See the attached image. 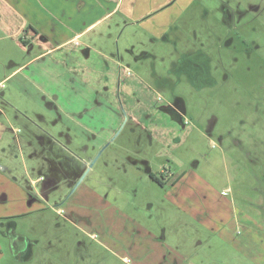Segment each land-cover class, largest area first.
<instances>
[{
	"label": "rangeland",
	"instance_id": "1",
	"mask_svg": "<svg viewBox=\"0 0 264 264\" xmlns=\"http://www.w3.org/2000/svg\"><path fill=\"white\" fill-rule=\"evenodd\" d=\"M50 2L27 4L28 18L55 46L71 24ZM195 7L160 41L125 23L115 53L65 43L5 82L0 264H264V0ZM33 42L0 41V77L3 62L33 56ZM94 160L67 221L53 205ZM152 174L184 177L164 186ZM13 230L32 240V260H16Z\"/></svg>",
	"mask_w": 264,
	"mask_h": 264
},
{
	"label": "crops",
	"instance_id": "2",
	"mask_svg": "<svg viewBox=\"0 0 264 264\" xmlns=\"http://www.w3.org/2000/svg\"><path fill=\"white\" fill-rule=\"evenodd\" d=\"M50 1H54V4H57L54 13L62 18H67L65 20L71 24V31L68 32L67 37L55 46H49L47 45L46 40H39V38L36 37L37 34L39 35V32L36 30L38 27L31 22L33 19L30 18L31 20H29L28 18L29 11L27 4L35 7L42 5L45 8L47 3H51ZM201 1L202 0H0V3L4 5L5 8L9 9L6 15H0V41H6L9 39L15 43L20 41L28 48L29 44L34 40L31 45L33 46V51H36L32 57L24 62L19 59H11L10 64H5L6 62L2 63V71L4 72H2L0 77V90H2L3 97L0 95V99H5L7 96V91L3 89L4 84L6 81H9L14 74H19L31 63L37 62L42 57L52 54L57 47H60L65 43L76 44L77 41L87 39L85 42L90 48L94 47L99 49L100 53L102 52L101 54L104 55L107 53V55H109V52L115 53V47L113 44L118 31L125 23L130 24L133 28H138V26L141 27L142 31L151 37V39L160 41L162 38H165V35L169 34L173 25L177 24L190 8L197 6ZM12 2H15L17 6ZM79 7L82 9L81 13L83 19L77 18ZM68 8H71V10ZM3 10L5 11L4 8ZM204 17L205 16L202 15L200 19L204 23H209ZM79 21L80 25H77V22ZM74 23H76V26ZM31 28L37 31L36 35L30 32ZM131 31H133V33ZM130 32V35L137 34V31L135 32L134 29H131ZM142 43L153 47V41L151 42L149 39L147 42L146 40H143ZM0 47H2L1 53H8L5 52L7 49L5 43H0ZM126 50L127 48L125 51L122 50V52H125L124 54L120 50L122 53L120 55L123 59L120 60L119 64L120 67L124 69L129 67L124 61V55H126L127 52ZM185 50H189V48L186 47ZM9 53L11 52L9 51ZM183 54L184 56H190V54ZM0 104L4 103L1 102ZM85 112L86 114L90 113L88 111ZM0 113L3 116L2 118L0 117V132H2L8 128V126H6V121H8L10 117L6 112V108L1 105ZM17 117L18 116L16 115V118ZM2 159L3 158L0 157V168H5L7 166L2 163ZM169 176L171 177L169 178ZM169 176H166L167 178L163 179L165 182L164 186H176L181 183L184 177L183 175L177 176L175 174H170ZM40 181L41 179L39 178L38 180H33L32 183L36 184ZM14 194L16 193H10L11 197H13ZM23 211L24 209H15V211H10L9 213L18 214L23 213ZM7 213L8 212L0 213V216L6 215ZM225 217L226 216L224 215L223 218ZM247 219V222L253 220L251 215H249ZM210 225H208V227H210ZM0 227H3V224L0 225ZM224 230L225 229L220 230V235H222ZM3 234L6 235L5 232H3ZM21 237L22 235L17 234L15 230H13V235H9L8 237L11 241L10 247L14 249L16 248V260L20 262L22 257L24 259L32 260L36 255L35 245L31 239H29L28 243L25 242L27 239H25V237L23 238L24 243H20ZM176 242H178V240ZM198 243L202 242L199 241ZM257 243L258 242H254L253 246L255 244L257 245ZM226 244H229V242H226ZM172 246L177 247L180 245L175 244ZM2 249L3 247L0 244V255L2 254Z\"/></svg>",
	"mask_w": 264,
	"mask_h": 264
},
{
	"label": "flooded vegetation",
	"instance_id": "3",
	"mask_svg": "<svg viewBox=\"0 0 264 264\" xmlns=\"http://www.w3.org/2000/svg\"><path fill=\"white\" fill-rule=\"evenodd\" d=\"M197 55H199V54H202L201 52H199V53H196ZM206 54V53H205ZM208 61L209 60H205V59H198L197 60V62L196 63H198L199 64V73H205L206 75H208L209 76V74L207 73L208 72V68H209V64H208ZM201 76H204L203 74L201 75ZM90 166V164L89 163H87L86 164V168L87 167H89ZM59 168L61 169V168H65V169H67L65 166H59ZM88 169V168H87ZM86 169V170H87ZM91 169V168H90ZM86 170L84 171V173L86 172ZM83 173V174H84ZM82 174V175H83ZM82 175H80L79 176V178L77 179V181L67 190V192H65L64 193V195L62 196V199L60 200V201H58L55 205H53V208L55 209V211L57 212V213H60V215H61V217H63L65 220H67V221H71L72 222V217H70V216H67V215H65L68 211H67V209H66V204L67 203H69L71 200H72V196H73V194H74V192L77 190V188L82 184V182L77 186V183H78V181H79V179L81 178V176ZM42 179H45L46 180V178H45V176L43 175L42 176ZM84 180V179H83ZM58 185H55V187H57ZM49 190H50V192L49 191H47L46 190V193L44 192L45 190H44V188H43V192H42V194L41 195H43L45 198L46 197H48L49 196V194L51 193V188H49ZM44 193V194H43ZM69 201V202H68ZM69 205V204H68ZM85 208V207H84ZM24 214V213H23ZM76 216L77 217H79V215H77L76 214ZM81 216V215H80ZM93 215H87V216H81V218L82 219H86L88 222L90 221V225H92L93 224ZM15 222L13 221V220H11L10 221V225L11 224H14ZM92 223V224H91Z\"/></svg>",
	"mask_w": 264,
	"mask_h": 264
},
{
	"label": "water",
	"instance_id": "4",
	"mask_svg": "<svg viewBox=\"0 0 264 264\" xmlns=\"http://www.w3.org/2000/svg\"><path fill=\"white\" fill-rule=\"evenodd\" d=\"M94 162H95V160L90 163V166L88 167V169L86 170V172L79 179V181L77 183V186L83 181V179L85 178L86 174L89 172L90 168L94 165Z\"/></svg>",
	"mask_w": 264,
	"mask_h": 264
},
{
	"label": "trees",
	"instance_id": "5",
	"mask_svg": "<svg viewBox=\"0 0 264 264\" xmlns=\"http://www.w3.org/2000/svg\"><path fill=\"white\" fill-rule=\"evenodd\" d=\"M151 177H152L155 181H157L159 184H161V185H164V184H165V182L163 181V179H162L161 177H159V176H157V175H154V174H152Z\"/></svg>",
	"mask_w": 264,
	"mask_h": 264
}]
</instances>
